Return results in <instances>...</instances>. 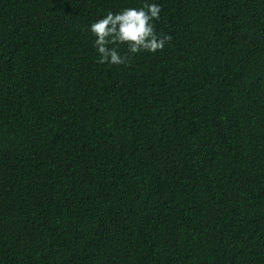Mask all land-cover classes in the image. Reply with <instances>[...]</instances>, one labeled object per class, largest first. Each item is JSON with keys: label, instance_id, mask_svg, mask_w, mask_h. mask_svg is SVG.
Wrapping results in <instances>:
<instances>
[{"label": "trees", "instance_id": "obj_1", "mask_svg": "<svg viewBox=\"0 0 264 264\" xmlns=\"http://www.w3.org/2000/svg\"><path fill=\"white\" fill-rule=\"evenodd\" d=\"M141 2L0 0V264H264V0H157L97 63Z\"/></svg>", "mask_w": 264, "mask_h": 264}, {"label": "clouds", "instance_id": "obj_2", "mask_svg": "<svg viewBox=\"0 0 264 264\" xmlns=\"http://www.w3.org/2000/svg\"><path fill=\"white\" fill-rule=\"evenodd\" d=\"M161 5L157 0H142L139 7L124 6L117 11L107 10L88 24L93 37L92 45L101 64L120 65L126 57L119 45L127 48L129 56L141 51L162 49L171 37L158 33L154 21L160 17Z\"/></svg>", "mask_w": 264, "mask_h": 264}]
</instances>
